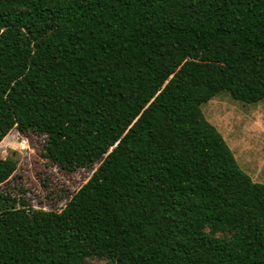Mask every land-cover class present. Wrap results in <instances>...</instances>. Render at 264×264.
I'll return each mask as SVG.
<instances>
[{
	"label": "trees",
	"instance_id": "1",
	"mask_svg": "<svg viewBox=\"0 0 264 264\" xmlns=\"http://www.w3.org/2000/svg\"><path fill=\"white\" fill-rule=\"evenodd\" d=\"M221 92L264 99V0H0V142L81 176L29 196L0 157V264H264V184L201 110Z\"/></svg>",
	"mask_w": 264,
	"mask_h": 264
},
{
	"label": "rangeland",
	"instance_id": "2",
	"mask_svg": "<svg viewBox=\"0 0 264 264\" xmlns=\"http://www.w3.org/2000/svg\"><path fill=\"white\" fill-rule=\"evenodd\" d=\"M201 110L204 118L222 135L239 169L253 181L264 184V99L255 104H243L234 101L227 92H221L204 103ZM40 143L39 138H33L30 143L12 129L0 142V157L12 152L17 154L18 172L23 174L20 182L29 196L39 194L44 199L39 174L44 175L43 180H47L56 193L67 195L81 181L79 172L69 175L54 165L46 164ZM52 198L58 200L54 195ZM55 204L59 206L62 203ZM92 263L103 262L96 260Z\"/></svg>",
	"mask_w": 264,
	"mask_h": 264
},
{
	"label": "built area",
	"instance_id": "3",
	"mask_svg": "<svg viewBox=\"0 0 264 264\" xmlns=\"http://www.w3.org/2000/svg\"><path fill=\"white\" fill-rule=\"evenodd\" d=\"M23 141V140H22Z\"/></svg>",
	"mask_w": 264,
	"mask_h": 264
}]
</instances>
